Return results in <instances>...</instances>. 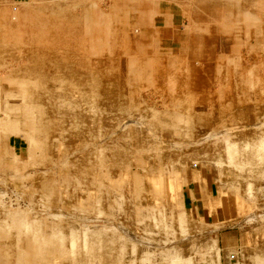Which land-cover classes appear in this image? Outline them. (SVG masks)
<instances>
[{"label":"rangeland","instance_id":"1","mask_svg":"<svg viewBox=\"0 0 264 264\" xmlns=\"http://www.w3.org/2000/svg\"><path fill=\"white\" fill-rule=\"evenodd\" d=\"M0 264H264V0H0Z\"/></svg>","mask_w":264,"mask_h":264}]
</instances>
